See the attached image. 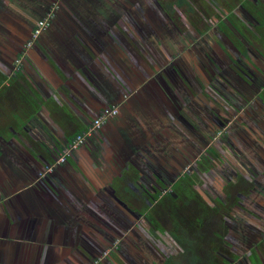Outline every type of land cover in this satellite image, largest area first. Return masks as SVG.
<instances>
[{
    "label": "flooded vegetation",
    "instance_id": "flooded-vegetation-1",
    "mask_svg": "<svg viewBox=\"0 0 264 264\" xmlns=\"http://www.w3.org/2000/svg\"><path fill=\"white\" fill-rule=\"evenodd\" d=\"M70 1H60L63 12H70ZM135 5V19L127 12L122 15L135 22V32L124 26L125 46L130 52L139 47L160 68L159 98L153 96L168 108L171 120L164 134L173 158L166 168L160 160L148 158L138 143L134 154L125 152L154 175L145 174L143 165L135 180L127 174L124 184L133 195L118 198L114 190L109 192L122 206L119 214L107 212L99 218L101 223L89 228L92 238L85 234L86 238L71 240L60 264H132L145 246L152 247L158 264H264V159L259 164L253 149L264 151V0H135ZM10 7H4L0 17L9 16ZM40 16L15 23L8 30L12 43L6 44L7 37L0 41V62L14 69V77L26 76L27 56L39 49L42 35L32 41V33ZM174 46H179L176 53L170 49ZM34 109L31 105L22 117L33 126L30 132L16 136L18 141L13 138L31 151L38 143L42 148L52 141L49 133L42 141ZM85 121L91 124L93 119ZM63 141L55 162L71 142ZM1 142L12 141L0 135ZM158 154L161 158L162 150ZM228 185L231 189L225 192ZM203 241L209 245L205 256ZM13 248L18 256L13 255L12 264L34 263L25 255L26 244ZM47 253L44 257L54 260ZM40 263L42 258L34 264Z\"/></svg>",
    "mask_w": 264,
    "mask_h": 264
},
{
    "label": "crops",
    "instance_id": "crops-1",
    "mask_svg": "<svg viewBox=\"0 0 264 264\" xmlns=\"http://www.w3.org/2000/svg\"><path fill=\"white\" fill-rule=\"evenodd\" d=\"M43 8L40 14L44 15L39 19L48 14V8ZM76 13L65 19L63 14L57 17L63 29L55 30L52 22L51 28L42 33L39 49L27 56L25 78L14 77V69L0 63L6 69L0 68V86H15L16 91L22 84L31 85L33 92L1 96L14 102L8 105L10 109L0 111V117H5L0 129H13L14 122L24 133L30 132L33 126H28L22 117L32 105L42 141L45 133L54 135L51 144L45 147L43 143L41 148L38 143L32 151L15 143L7 133L1 135L12 142L0 143V264H12L17 254L13 247L21 244H26L25 255L33 257L34 263L42 258V245L51 246L48 256L51 252L59 261L56 252L61 248L56 246L69 247L71 240L86 238L85 229L101 223L105 213L119 214L122 206L112 200L109 192L114 190L118 198L130 192L124 184L127 174L131 180L143 169L145 174L154 175L136 156L134 162L124 156L127 151L134 154L138 147L135 144L145 148L148 158L169 166L172 150L164 133L171 118L168 108L159 105L153 96L159 98L156 77L160 68L153 66L139 47L131 48V52L127 49L126 17L104 12ZM86 15L99 19V29L90 25ZM109 108H117L118 115L85 149L73 153L68 163L42 179V172L56 160L57 146L61 150L63 140L69 142L87 130L90 124L85 119L94 120ZM159 149L161 158L157 156ZM61 250L69 252L68 248Z\"/></svg>",
    "mask_w": 264,
    "mask_h": 264
},
{
    "label": "rangeland",
    "instance_id": "rangeland-1",
    "mask_svg": "<svg viewBox=\"0 0 264 264\" xmlns=\"http://www.w3.org/2000/svg\"><path fill=\"white\" fill-rule=\"evenodd\" d=\"M60 1L61 0H55V3L54 4L52 3L51 6L48 8V5H44L43 6L41 2H43V3L47 2L48 3L49 0H10V2H6V0H1L0 1V7L2 8L1 9L2 12L4 11V9H3L4 7H6V8L10 7V6H12V7H10V13L8 12L9 16L0 17V22L4 21L3 24H2V28L4 30L2 28H0V41H2L3 39H5L7 37L6 44L12 43L14 41V39H12L11 35H10V34H12V31L8 32V30L14 29L13 25L15 26L16 25L15 23H19V22H22V21L23 22L34 21L36 18L39 17V14L41 12V8L44 9L43 7H47L48 8V10H49L48 13H51V11H52V13H53L52 22L55 23L54 24L55 25V30L63 29V28H60V25H58V23L56 22L57 17L60 16L61 14H63L62 16H64L63 19H65V16L70 15V14H77L76 12H79V11L80 12L82 11V14H86L85 12H89V13H93L95 15L103 13V12L104 13H111L112 15L113 14H117V16H120V18H122V15L124 16V14H126V12H127L129 14V17L131 15V17H130V20H131V19H135L136 12H138V7L135 5V0H75V1L72 0V4H68L69 8H70L69 9L70 12H68V11L67 12H63L62 11L63 8H62V4L60 3ZM80 2H82V3L80 4ZM7 4H8V6H7ZM74 11H76V12H74ZM2 12H0V15H1ZM67 13H69V14H67ZM84 17H89L90 20L88 22L90 23V25L95 26V29H99L97 27L98 24H100L98 18H96L94 15H86ZM129 17L127 18L128 20H129ZM59 19H60V17H59ZM40 20L41 19H39L37 21L36 26H37V24H38V22ZM128 20H127L128 28L131 29L132 32H135L134 31L135 27L132 24V23H135V22L131 21L132 23H130ZM61 23H63V22L61 21ZM170 42H173V41H169V45L172 44ZM180 44H182V42ZM170 49L171 50L173 49L172 51H175V53H176L177 51H179V46H177V47L174 46V48L171 47ZM123 50L125 51V49H123ZM2 53L3 52L1 50L0 51V59H1L2 55H3ZM144 56H145V54H144ZM1 64H0V68L2 67L4 70H6ZM3 69H0V72ZM26 75H27V73H26ZM19 78L23 79V78H25V76H20ZM2 79H3V76L0 74V82H1ZM30 86L31 85H23L22 84L18 88L16 87V91L9 92L8 94H10L11 97H14V93L15 92L16 93H22L23 95H27V90H29L30 93H33L30 90V89H32ZM14 87H12L11 89L15 90ZM9 89L10 88L0 86V111L1 112L3 110L10 109V108H7L8 105L9 104H13L12 102H14V101H9L8 97H7L6 100L1 98V96L3 94H5V92L8 91ZM22 94H20L21 97H22ZM4 101H6V103L8 102L7 105L5 103V106H4ZM4 118L0 117V122L3 123ZM4 122H5V120H4ZM15 125L16 124L13 122V129L12 128L11 129H9V128L7 129V127H2L0 129V135H4L5 133H7V136H9L10 139L15 138V140L18 141L19 137L16 138V136H20L19 134H24V131H21L20 128L16 127ZM256 130H257V127H256ZM72 131H73V129H72ZM14 133H17V135L14 134ZM47 136L50 137V138L54 137L53 134H47ZM3 139H6V138L3 137ZM43 146H46V144L44 143ZM253 149H254V153L258 154L256 157H260L258 163L261 164L262 160L264 159V156H263L264 155V151L262 149H260L259 147H256V148L253 147ZM171 158H173L172 154H171V157H168V161L171 162ZM230 189H231V186L228 185V188H226V189L224 188V191L228 192V190H230ZM124 193L125 194L129 193V194L133 195V193H130V192H124ZM224 211H225V213L229 214V210L228 209H226ZM219 218H220V220H223L222 219L223 217H219ZM87 230H88V238H92V235H93L92 232L90 231L89 228H87ZM72 232L75 234L76 230L74 229V230H72ZM207 236L211 237L210 235H207ZM211 238H213V237H211ZM87 241L89 242L90 240L87 239ZM85 243H87L86 240H85ZM204 243H205L204 241L201 243L202 244V247H201L202 248V251H201L202 254L209 247V245H207L208 241H206L207 244H204ZM209 243H212V242L209 241ZM143 244H146V243L143 242L142 243V247H143ZM56 247L57 248H61V249L62 248H65V249L69 248V247H64V246H56ZM143 248L145 249V250H143L144 254H142V255L139 254V256L136 258L135 261H133L132 264H138V260L142 261L140 264H155V263L158 264V262H157V260L155 258L156 255L151 251L152 247L145 246ZM48 249L49 248L47 247V250L46 249L42 250V264H60V262H61L60 260L59 261H57V260L49 261V259L44 257L43 254L47 253ZM61 249H58V251L56 252L57 253L56 257H58L59 259L62 260V259H64V257H66L68 252H65V250H61ZM262 254H264L263 250H262ZM203 255L205 256V254H203ZM69 259H71V256H69ZM214 259H215V257H214ZM71 263L72 262L65 261V264H71ZM121 264H130V263H126V261H123ZM162 264H166V263L164 262Z\"/></svg>",
    "mask_w": 264,
    "mask_h": 264
},
{
    "label": "built area",
    "instance_id": "built-area-1",
    "mask_svg": "<svg viewBox=\"0 0 264 264\" xmlns=\"http://www.w3.org/2000/svg\"><path fill=\"white\" fill-rule=\"evenodd\" d=\"M53 19V13H48V15L41 19L32 33V41L37 40L44 31L48 30ZM31 41V42H32ZM119 111L117 108H109L104 110L99 117L93 120L87 130L79 135H77L68 145H66L59 159L40 175L41 178H46L48 175L52 174L53 171L60 165L65 164L67 158L73 153L79 151L88 141V139L93 138L102 127L111 119L118 115Z\"/></svg>",
    "mask_w": 264,
    "mask_h": 264
},
{
    "label": "trees",
    "instance_id": "trees-1",
    "mask_svg": "<svg viewBox=\"0 0 264 264\" xmlns=\"http://www.w3.org/2000/svg\"><path fill=\"white\" fill-rule=\"evenodd\" d=\"M35 29V28H34Z\"/></svg>",
    "mask_w": 264,
    "mask_h": 264
}]
</instances>
